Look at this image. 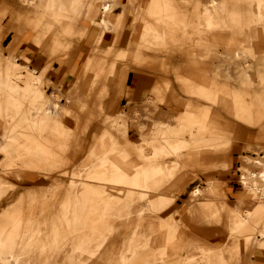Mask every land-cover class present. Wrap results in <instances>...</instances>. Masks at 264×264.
I'll use <instances>...</instances> for the list:
<instances>
[{
	"label": "rangeland",
	"instance_id": "1",
	"mask_svg": "<svg viewBox=\"0 0 264 264\" xmlns=\"http://www.w3.org/2000/svg\"><path fill=\"white\" fill-rule=\"evenodd\" d=\"M217 1L118 0L121 18L135 21L131 51L152 67L116 57L120 43L104 38L101 48L113 53L98 83L92 47L110 32L100 27L101 0L81 18L69 6L60 16L36 0H0V44L25 36L27 5L48 24L38 49L23 43L18 62L0 46V140L12 145L9 156L10 148L0 152V239L11 242L14 224L23 232L0 264L34 254L37 264H264V236L255 240L264 234V180L255 193L243 172L264 173V139H256L264 120L234 116L238 98L264 94V0ZM166 20L194 27H175L190 39L162 67V41L142 38ZM190 48L212 71L185 61ZM41 96L59 105L55 125ZM228 115L248 130L239 141L202 127L208 117L229 128ZM95 151L104 156L91 160ZM250 202L262 213L243 221L236 209Z\"/></svg>",
	"mask_w": 264,
	"mask_h": 264
},
{
	"label": "crops",
	"instance_id": "2",
	"mask_svg": "<svg viewBox=\"0 0 264 264\" xmlns=\"http://www.w3.org/2000/svg\"><path fill=\"white\" fill-rule=\"evenodd\" d=\"M37 1L38 0H36V4L40 8L46 6L49 11L53 10L55 8L56 9L58 8L57 7L58 0H48V1L43 0V2H42V0H39L38 2ZM104 1H106V0H101L100 8H101L102 3ZM110 1H112V0H110ZM90 4H91V0H88V1L87 0H69L68 2L65 1V8L63 10H60V9H57V10L60 11L59 12L60 16H65L67 13V7L69 6L71 9V12H73L75 14V17L81 18L85 15V12L89 8ZM23 10L26 13L28 12L27 13L28 16L26 15L25 19H26V23H28V25H29V29L26 32L25 36H22L23 37L22 40L16 44H14V45L0 44V46L2 47V51H4L5 55L6 56L8 55L9 58L15 60L16 62L19 61L18 53L22 49L23 43L26 40H29V42H30L29 44L34 45L36 47V49L39 48L38 41L40 39V35L42 36V34H43L42 29L45 28L46 26H48V24H43V25L37 24V22L35 20L36 15H33L32 12H30L28 10L27 6H25V8ZM120 12H121L120 4L118 3V0H116L115 3L113 4L112 11L107 15V24L105 26L100 24V27L102 28L103 31H110V32L107 34L104 32L103 37L100 40L96 41V44H94V46L92 47L95 54H93L94 57L91 60L89 72H91L92 74H95L94 79H96V82H98V80L103 79L104 70L109 66L107 64H109L110 58L108 56H106V52H108V53L112 52L113 53V50L112 51H104L101 48V44L103 43V41L105 39L111 40V42H113V44L120 43L119 44L121 46L120 49H118L116 52L113 53V55H115L116 57H118V58L129 57L133 61V63L136 65H140V66L147 67V68L152 67L149 60H147L141 54H138V52L131 51L132 43L135 40V38L138 37V36L134 35L135 33H131V31H134V29H135V25H134L135 21L131 18V16L130 17L127 16V17H124V19H122L121 14H119ZM101 18H102V15L100 16V20H101ZM172 23H173L172 21L166 20V22L164 21L163 24H161V25L153 24L152 27L148 28L147 32L144 35V37L145 36H147V37L144 38L142 36L143 37L142 40H147L148 43H153L148 39L149 32L151 31V29L162 30L164 42L162 43V45H160L161 51L160 50L158 51V53H160L161 58H162V62H161L162 67H164L165 57L170 58L173 54H175L177 52L184 51V50H180V45H181V43H183V41H186L188 44V41L190 39L187 36H179L174 30L175 27L176 26L180 27V28H186V27L192 28V27H194V26H192L186 22L180 23L177 25L174 23L172 24ZM108 26H111L110 29L108 28ZM171 30H174V34H173L174 37H172V38L170 36ZM48 37H49V35H48ZM213 42L218 43V44H222L224 46L228 45V44H226L227 40L224 41V40H218L216 38H213ZM173 47L177 48V49H173ZM187 51L188 52L190 51L189 55H191V56L187 57L185 59V61H187L190 66L199 68L204 75L209 70L212 71V69L209 67V65H207L206 63H202L200 60H198V58L196 57V51L195 50L190 48V50H187ZM49 52L51 53V50L49 51L46 48V53L48 54V56H49ZM182 53H184V52H182ZM122 54H124V56H122ZM136 56L139 57V59H136L135 58ZM48 60H49V57H48ZM115 66H117V64H114V67ZM225 94L226 93H222L221 95L223 96ZM221 95L216 96V100L218 101L217 102L218 105L220 104ZM229 99H231L230 96L228 97V100ZM237 101H239L241 103H240V105L234 107L235 108V112H234L235 114L233 113L234 116H236L238 118L243 117V119L245 118L247 120H251V121H254L256 123H259L262 120H264V94L262 92L258 91L257 93L253 94V96L250 100L248 97H245V98H238ZM206 111H208V110H206ZM208 113H209V111H208ZM205 116H206V113H205ZM210 117H211V114L209 115V118ZM185 118L186 117H184V119ZM209 118L206 117L201 121L202 127H208L210 129H213L215 131V133H217V135H219V137H222L224 140H227V142L239 141L248 132V130L244 129L243 127L242 128L237 127L236 129L233 128L236 124L234 117H230L231 119L226 120L227 125L230 126L229 128L223 127L221 125L220 119H216V118L214 120H211L212 122L208 123ZM238 131H240L241 136H239V134H236V132H238ZM256 139H264V125H262V127H260V129L257 133ZM249 156L254 157L257 155L256 154L255 155L249 154V155L244 156V157H249ZM220 157L221 158H219V159L221 160L225 156L221 155ZM248 165L246 163V166H248ZM249 166L251 169L255 168L253 165H249ZM258 169H259V167L255 168V170H258ZM243 170H244L243 171L244 173H246V172L248 173L250 169L247 168V169H243ZM229 184L231 186V193L236 195L238 190H235V188H238V187H236L235 183L233 184L231 180L229 181ZM247 208L253 210V214L251 216L262 213L259 210L260 208L258 209V207L255 206V204L251 203V202L241 204L240 209H236V212L239 215V212H242L244 209H247ZM250 217H248V218H250ZM240 218H241V216H240ZM246 219H241V220L246 221Z\"/></svg>",
	"mask_w": 264,
	"mask_h": 264
},
{
	"label": "bare ground",
	"instance_id": "3",
	"mask_svg": "<svg viewBox=\"0 0 264 264\" xmlns=\"http://www.w3.org/2000/svg\"><path fill=\"white\" fill-rule=\"evenodd\" d=\"M39 1V0H38ZM37 1V2H38ZM48 1V0H47ZM88 1V0H87ZM116 0H106L102 3V6L100 8V13L102 15V18L100 20V24L105 26L107 24V15L112 11L113 9V4L115 3ZM122 1V0H121ZM43 2V0H42ZM124 3V2H123ZM196 3L197 0H192V6L195 8L196 7ZM206 3L208 6L210 7H214V6H217L218 5V1L217 0H206ZM32 4V3H31ZM43 4V3H42ZM190 4V3H189ZM39 5V4H38ZM56 5V4H55ZM28 6V5H27ZM56 7V6H55ZM57 9H60V10H63L65 8V2L63 0H58L57 2ZM85 8V7H84ZM36 9V8H35ZM122 9V8H121ZM39 10V9H38ZM83 15V14H82ZM202 20V19H201ZM134 31H131V33H133ZM135 35V34H134ZM123 36V35H122ZM147 37V36H145ZM148 39L153 42V43H156L157 40H160L162 41V43L164 42L163 41V32L162 30H155V29H151V31L149 32V36H148ZM127 44V43H126ZM162 45V44H160ZM103 52V51H102ZM122 56H124V54H122ZM136 59H138L139 57H135ZM76 89L79 90L80 87L79 86H76ZM26 96V94H25ZM41 99H43L42 101H37L36 99V102L38 103L39 106L43 107V111H44V114L47 115V116H51L52 117V120H53V124L55 125L57 123V118L55 117V112L58 110L59 108V105L55 106L53 109H50L49 106H48V99H45L44 97L41 96ZM34 101V100H33ZM32 102V101H31ZM57 108V110H56ZM15 113V112H14ZM3 141L0 140V152L1 151H5L7 149H11L10 152H8L7 156H9L11 154V151H12V145H11V142H10V139H7L4 141V143H1ZM189 144V143H188ZM164 145V144H163ZM144 153V152H143ZM101 154H99V152L95 151L93 153V155H91V160H99L101 157L103 156H100ZM259 163L261 165L264 166V161L263 160H259ZM82 171V170H81ZM163 170L162 169H158V172H162ZM78 172V171H77ZM172 175V174H171ZM258 176V179L255 178ZM81 179V178H80ZM163 179V178H162ZM244 180H245V185L247 187H250V183L253 182V188L255 193H259L261 192V185H260V182L263 183V180H264V173L262 172H259L258 174H255L254 172H248V174H246L244 176ZM260 180V182H259ZM207 191V190H206ZM202 192V190L197 187L194 191V194L195 196H197L198 194L200 195V193ZM258 195V194H256ZM208 198V197H207ZM133 200V199H132ZM128 201V200H127ZM134 202V201H133ZM131 203V202H130ZM198 203V202H197ZM136 206V205H135ZM146 207V206H145ZM193 208V207H192ZM221 208V207H220ZM138 209V208H137ZM146 210V209H145ZM193 212V211H192ZM235 213V212H234ZM236 214V213H235ZM253 214V210L251 209H244L242 212H239V215L241 216V219H246L248 217H250L251 215ZM25 229V228H24ZM23 232L21 231V223H18V224H14L12 226V233H11V242H9V244H7L3 238L0 239V253H3V252H6V251H13L14 247L12 246L13 243H14V239L15 238H19L21 239L22 238V235ZM264 236V234L261 233V235H258L255 237V240H258L260 237ZM42 237V236H41ZM56 239V238H55ZM71 239V237H70ZM64 242V241H63ZM101 243V241H100ZM98 245V244H97ZM94 246V244H93ZM69 247V246H68ZM74 248V247H72ZM98 249V247H97ZM59 252V251H58ZM15 257L16 255H19V254H11V257ZM79 255V254H78ZM77 255V256H78ZM75 256V255H74ZM60 257V256H59ZM13 260V259H12ZM15 260V259H14ZM18 260V259H17ZM77 260V258H76ZM81 260V259H80ZM19 261V260H18ZM17 263V262H16ZM22 264H37V256L34 254L31 258H28L27 260L23 261ZM59 264V262H58Z\"/></svg>",
	"mask_w": 264,
	"mask_h": 264
}]
</instances>
